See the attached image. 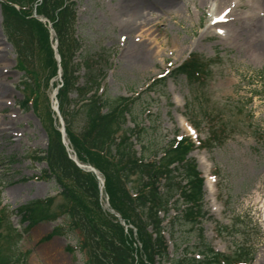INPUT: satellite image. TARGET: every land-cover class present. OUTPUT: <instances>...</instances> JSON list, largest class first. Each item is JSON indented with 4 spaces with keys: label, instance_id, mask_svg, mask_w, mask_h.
Here are the masks:
<instances>
[{
    "label": "rangeland",
    "instance_id": "374dc122",
    "mask_svg": "<svg viewBox=\"0 0 264 264\" xmlns=\"http://www.w3.org/2000/svg\"><path fill=\"white\" fill-rule=\"evenodd\" d=\"M174 2L170 8L148 7L144 12L156 25L129 34L123 30L130 22L127 0H77L75 37L85 53H97L104 65L107 62L102 93L133 100L134 117L142 125H154L158 142L167 143L176 133L205 142L191 157L205 179L204 210L209 215L194 234H189L190 228L182 229L188 245L198 247L202 235L204 243L228 253L235 250V243L247 241L256 249L252 264H264V55H256L246 36H241L255 28L264 33V0H230L220 12L217 0ZM224 15L231 20L229 30L211 26ZM0 42L6 56L0 63V68L6 66L1 79L11 91L3 99L7 105L0 107L1 128H10L0 139V204L13 226V231H3L1 247L9 252L18 245L28 255L27 264H85L81 231L70 225L66 214L71 207L61 187L55 179L41 177L46 165L32 160L47 150V127L58 118L54 91L61 79L57 76L47 85L36 81L37 74L40 79L46 71L45 62L33 64L34 69L31 59L19 54L4 29L1 5ZM143 49L149 60L143 59ZM192 54L205 62L202 80L193 85L184 76L170 77L150 91L154 81ZM20 66L35 72L27 85ZM25 97L29 105L23 102ZM193 106L198 107L196 122L201 120L198 115L206 118L198 133L189 130L192 126L186 118ZM210 129L215 132L213 141ZM48 199L52 218L28 229L18 209ZM100 204L103 209L107 206L106 196ZM166 236L168 251L174 255V243ZM139 243L135 249L141 251Z\"/></svg>",
    "mask_w": 264,
    "mask_h": 264
},
{
    "label": "trees",
    "instance_id": "16d2710c",
    "mask_svg": "<svg viewBox=\"0 0 264 264\" xmlns=\"http://www.w3.org/2000/svg\"><path fill=\"white\" fill-rule=\"evenodd\" d=\"M0 1L4 29L19 54L24 52L32 65L45 62L46 71L40 79L38 73L36 81L46 85L56 77L58 67L49 29L33 17L34 6L37 5V15L52 23L61 56L63 86L58 100L67 138L78 160L96 168L104 178L111 207L136 230L129 228L126 232L114 216L102 211L97 176L80 169L69 158L52 120L47 127L48 148L35 158L47 165L42 177L56 180L71 207L66 215L70 225L81 231L85 264H251L256 249L247 241L235 243L234 251L223 254L204 243L202 235L200 245L193 248L188 245L190 240L181 235L183 228H190L189 234H194L208 217L204 210V180L190 156L195 145L190 138L178 139L177 135L167 143L158 142L153 137L157 132L154 125L147 127L134 117L133 100L111 98L100 92L108 65L97 53H85L75 37L77 0ZM22 38L26 44L20 43ZM205 66L204 60L193 54L170 77L184 76L195 85L202 80ZM20 67L27 79L34 78L35 72ZM159 83L164 85L165 79ZM193 110L187 118L199 130L206 118L198 115L196 118L201 120L196 122L194 112L198 107L193 106ZM214 134L210 129V141ZM209 146L210 143L206 145ZM201 147H205V142H201ZM49 201H34L18 209L17 214L23 224H29L28 229L52 218L48 214ZM5 214V209H1L0 239L3 231H13ZM166 232L174 243L173 256L168 251ZM137 241L141 251L135 249ZM27 257L18 245L6 252L0 243V264H27Z\"/></svg>",
    "mask_w": 264,
    "mask_h": 264
},
{
    "label": "bare ground",
    "instance_id": "6f19581e",
    "mask_svg": "<svg viewBox=\"0 0 264 264\" xmlns=\"http://www.w3.org/2000/svg\"><path fill=\"white\" fill-rule=\"evenodd\" d=\"M229 2L230 0H217V4H218L217 12L218 11L220 12L222 8L227 7L229 5ZM127 3H128L129 12H130V22L126 24L123 30H125L129 34H132L135 31L141 32L145 27H148V26L153 27L156 25L155 24L156 20L152 18L149 13L146 14L144 12L146 11L148 7H156V8L168 7L170 8L176 5L174 0L169 1L168 4L166 3L165 0H127ZM202 3L204 4V0H202ZM225 4H228V5L225 6ZM230 23H231V20L230 18H227V15H226L224 19H220L217 17L213 21V24L211 26L213 27L220 26V27L225 28L226 30H229ZM149 30H151V28L147 29L146 32H148ZM244 35L246 36L248 42L251 44L256 55L263 56L264 55V33L258 28H255L254 30H248V31L243 32V35L241 36H244ZM3 51H4V48L1 46V42H0V63H3L6 59V56L2 53ZM140 53L142 54L143 59L145 58L147 60L150 59V54L148 51L143 49L140 51ZM5 67L6 66H3L0 68V107L7 105V102L4 101L3 99L11 94V91H9V88L7 87L5 82H3L1 79L3 75L2 74L3 71L6 70ZM8 129L10 128H7V130H2L1 124H0V139L2 135L8 131ZM9 136H10V133H9ZM11 194L15 195L16 191L15 190L11 191Z\"/></svg>",
    "mask_w": 264,
    "mask_h": 264
}]
</instances>
